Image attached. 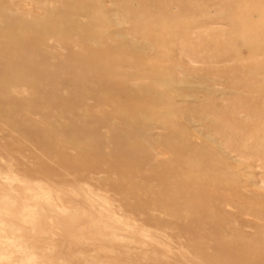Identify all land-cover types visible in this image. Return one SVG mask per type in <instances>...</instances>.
<instances>
[{
	"label": "rangeland",
	"instance_id": "obj_1",
	"mask_svg": "<svg viewBox=\"0 0 264 264\" xmlns=\"http://www.w3.org/2000/svg\"><path fill=\"white\" fill-rule=\"evenodd\" d=\"M43 1L0 0V36L35 33L33 28L15 24L14 16L20 22L29 17L52 23L61 18L57 11L64 5L71 12L79 10L73 0H46V12L40 5ZM80 4L83 27L105 36L108 44L118 49L109 54L115 55L121 66L136 58L145 62L146 74L131 84L153 87L158 96L167 99L171 115L156 117L148 134L164 136L161 121L180 126L213 162L221 157L224 161L215 168L200 167L194 157L178 158L160 142H138L144 148L152 147L156 159L135 178L129 173L103 174L98 185L49 158L29 141L26 130L14 127L12 115L0 117L1 171L6 173L11 166L14 175L53 191L89 188L104 193L117 216L161 237L171 247L138 242L126 247L104 244L102 253L96 254L88 242L67 264H85L83 258L96 255L103 261L111 259L105 264H264V0H80ZM42 38L51 44L57 39L53 33ZM2 72L0 67V78ZM23 81L21 96L29 97L34 90L46 107L52 105L49 86L34 78ZM162 109L156 105L152 111L160 114ZM25 114L34 129L46 124L38 114ZM20 121L17 116L15 122ZM53 131L54 123L48 122L37 134L51 136L53 142L63 139ZM67 140L76 146L87 143L83 138H64ZM68 153L75 156L73 151ZM169 167L179 171L171 184L162 183L151 172L152 168ZM184 176L190 180L186 182ZM18 184L13 185L17 192ZM112 184L121 186L128 197H121ZM198 188L203 193L194 196ZM63 204L84 207L79 197L73 201L64 198ZM148 207L153 209V220L141 212ZM85 224L79 219L78 231H74L78 233ZM120 236L131 238L125 233ZM57 238L62 249L70 244L69 237Z\"/></svg>",
	"mask_w": 264,
	"mask_h": 264
},
{
	"label": "bare ground",
	"instance_id": "obj_2",
	"mask_svg": "<svg viewBox=\"0 0 264 264\" xmlns=\"http://www.w3.org/2000/svg\"><path fill=\"white\" fill-rule=\"evenodd\" d=\"M48 3L46 0L40 3L46 12H49ZM72 4L79 9L76 13L64 5L57 11L61 18L52 23L29 17L20 22L14 16L15 24L35 29L32 36L24 32L0 36V58H4L0 59V67L4 69L0 78V117L13 115L16 120L20 116V122H13L16 129L26 130L29 141L36 143L49 158L91 182L97 183L103 174L123 176L129 173V177L134 174L131 178H135L143 172L147 164L156 159L157 153L152 147L144 148L138 142L144 145L160 142L161 146L173 150L178 158L194 157L196 160L191 161L200 167L215 168L221 164L224 157L213 162L206 151L192 144L189 133L180 126L172 127L161 121L159 124L165 135L148 134L156 117L164 119L171 115L166 108L167 99L158 96L153 87L132 85L131 82L146 74L145 62L136 58L121 66L119 59L109 54L118 49L112 48L105 36L83 27L80 17L84 9L80 0H73ZM79 28L84 31L79 33L76 30ZM51 33L57 38L52 44L42 38ZM26 78H34L51 88L53 103L49 108L34 90H30L29 97L20 95L25 92L20 83ZM117 78L122 80L115 81ZM156 105L163 108L162 113L152 111ZM25 113L40 115L46 121L45 125L53 122L54 136L63 139L53 142L51 136H39L37 131L43 132L45 125L40 124L34 129ZM64 138H83L87 143L76 146ZM68 151H73L75 156H70ZM10 167L6 168V173L0 169V193L6 192L0 195V264H67L76 259L78 248L88 242L96 254L102 253L104 244L126 247L124 245L129 246L131 242L162 244L165 249H171L160 240L161 237L132 225L126 217L127 220L117 216L104 193H95L89 188L53 191L44 184H33L14 175ZM177 170L152 168L151 172L162 183L171 184L179 176ZM184 178L186 182L190 180L188 176ZM16 183L21 184L20 192L13 187ZM112 185L121 197H128L121 186ZM201 193L203 189L198 188L194 196ZM76 197L81 199L84 207L63 204L64 198L73 201ZM152 210L148 207L141 212L153 220ZM79 219H84L87 226H82L77 233L74 230L78 231ZM121 233L131 238H123ZM63 236L71 238L66 249L57 246V237ZM96 256L80 257L85 259V264H105L104 261L110 259L103 261L104 258Z\"/></svg>",
	"mask_w": 264,
	"mask_h": 264
}]
</instances>
